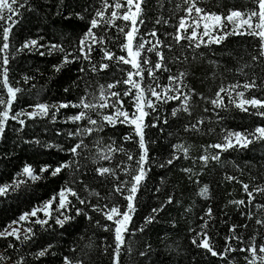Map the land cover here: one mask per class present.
Instances as JSON below:
<instances>
[{
  "label": "trees",
  "instance_id": "obj_1",
  "mask_svg": "<svg viewBox=\"0 0 264 264\" xmlns=\"http://www.w3.org/2000/svg\"><path fill=\"white\" fill-rule=\"evenodd\" d=\"M177 5L180 7L177 8ZM99 6L100 0H28V5L21 9L18 23L10 37L12 58L8 66L9 78L13 86L22 89L13 105L14 111H31L29 106L36 103H78L87 93L98 95L101 85L106 86L116 80L126 79L125 72L121 69H128L129 66L103 61L100 46L93 52L92 60L97 66L99 63H109L110 67L104 71L81 73L79 69L82 66H91L82 57L73 59L79 56V39L89 27V20ZM199 6L224 15L229 10H247L253 7L250 0H202ZM186 7L183 0H147L144 5L145 23L141 26V33L155 30L163 45H171V49H161L166 57L165 64L171 72L157 73L159 82L167 84L169 75L187 72L185 83L196 94L190 102L191 114L180 112L177 117H173L172 109L179 107V101H171L160 105V120H153L157 113L146 118V123L155 122L158 127L145 130L150 141L151 170L138 194L137 212L130 227L135 230L144 226V218L151 214L153 208L160 207L161 202L166 201L169 196L173 198V203L166 204L156 220L144 226L142 232L135 231L134 235H126L127 243L121 252V264H228V260L232 264H247V253L233 252L228 254V260H221L191 243L195 236L192 230L200 231L199 225L203 223L200 218L209 208L212 209L213 219L208 232L217 251L224 250L225 237L229 236L232 225H237V234L244 241L255 237L257 245L264 244V227L255 223L257 219L264 220V208L257 207L264 205V195H256L249 205L242 188V184H248L250 190L258 185L264 186V142L254 143L248 149L223 152L219 161L209 160L206 166L199 159L206 149L209 155L218 151L207 146L222 143L224 130L252 131L257 126H264V118L240 112L228 103L224 94L226 109H213L211 103L207 102L215 98V93L221 86L243 84L252 79H256L260 88L247 95L264 98V57L256 61L252 59L254 55L258 56L259 42L249 36H229L220 44L202 46L199 49L188 47V41H182L183 47L176 45L169 34L175 33L179 18L184 15L183 10ZM77 14L84 19H79ZM157 19L166 20L168 23L157 24ZM121 23L123 22L117 21V24ZM97 32L100 36L108 37L104 47L116 55H125L120 51L123 36L115 28ZM146 38L152 39L150 36ZM30 39H36L45 46L40 49L45 52L44 56L28 50L15 54V50ZM52 44L63 47L65 51L48 54ZM69 52L72 53L70 59H73V63L56 71L54 66L59 65ZM149 55L154 63L155 54ZM24 76L31 79L25 83ZM148 83L151 81L145 73V84ZM124 90L125 85L122 83L113 89L121 93ZM124 99L128 111H133L130 98ZM79 111L80 109L71 107L60 109L54 119L51 112L43 119L27 120L22 117L26 120L22 131H19L20 126L17 123L9 121L5 133L0 137V186L10 184L14 178L25 179L22 176L17 177L25 164L31 165L39 174L43 165L55 167L61 162L72 161V167L65 169L59 176L52 177L50 172L45 173V179L35 183L26 180L18 189L0 197V231L12 221L18 220L20 215L31 212L34 207L51 199L66 181L87 202L86 205H81L75 197H70L73 207L68 215L72 219L64 227H60L52 219L45 228L32 223L35 235L31 240L25 241L23 236L20 240L0 237V255L7 258L0 261V264H63L65 257L75 264H112L114 237L112 232L103 228V225L111 222L105 220L101 213L92 211L91 205L98 204L102 207L105 204L111 206L112 203H119L123 208L127 202L112 193L113 185L117 181L111 177H100L95 169L100 166L115 168L121 162H126L127 158L122 153H116L111 163L99 160L95 141L101 139L102 145L115 141L116 145H122L137 154L139 149L135 143L125 142L123 139L131 132V128L118 124L114 128L106 126L103 132H94L91 136L83 137L87 147L81 150L79 156L73 158L68 149L78 143L81 137H70L69 133L87 126V121L74 124L66 120ZM107 111L110 112L111 109ZM89 115L93 119H100L95 113ZM165 118L168 120L167 124L163 123ZM198 120L204 121L197 125L200 131L191 130L190 126ZM186 126L190 130L185 131ZM48 144L56 147L48 148ZM177 144L189 147L188 158L185 159L182 152H177L175 155L180 158L172 165H167V160L173 155L172 146ZM161 164L166 166L160 167ZM185 169H191V172H185ZM117 175L121 180L127 179L119 169ZM228 176L235 177L240 183L229 182L226 179ZM205 185L209 190L207 200L199 195L200 189ZM156 189L160 190L157 192ZM96 193L99 195H95ZM235 200H244L245 205L230 203ZM77 208L83 209L87 215H76ZM248 213L252 214L251 220L247 218ZM53 214L58 215L55 212ZM39 216L43 218V213ZM28 226L30 222L23 223L24 228ZM231 243L236 247L247 246L246 243L236 241ZM48 245H52L48 254L37 259L35 254Z\"/></svg>",
  "mask_w": 264,
  "mask_h": 264
},
{
  "label": "snow or ice",
  "instance_id": "obj_2",
  "mask_svg": "<svg viewBox=\"0 0 264 264\" xmlns=\"http://www.w3.org/2000/svg\"><path fill=\"white\" fill-rule=\"evenodd\" d=\"M146 3L147 0H100L99 8L95 9L94 15L89 20V27L79 39L77 46L79 56L73 58L80 59L82 57L91 66L90 68L82 66L79 69L81 73L87 74L89 71L92 73L104 71L110 67L109 63H99L97 66L92 60L93 52L97 46H100V51L103 53L101 57L103 61L129 66L128 69H121V71L125 72L126 79L116 80L106 86L101 85L98 89V95L87 93L80 98L78 103L62 102L58 105L36 103L35 105L29 106L32 109L31 111L25 109L14 111L13 105L17 101L18 94L22 89L13 86L9 78L8 66L12 58L10 56L12 48L10 37L14 26L18 23L21 9H24L28 5V0H0V22H2L0 23V28H2V32H0V93H6V95L0 94V137L5 133L9 121L17 123L20 126L19 131H22L26 126V120L22 119V117H26L27 120H34L36 118L43 119L48 117L51 112L52 118L54 119L60 109H67L69 107L77 108L80 111L75 115L69 116L66 122L79 124L82 121H87V126L80 127L75 132L69 133L70 137H81L78 143L68 149L73 158H75L81 154L83 148L87 147L83 137L91 136L94 132H103L106 126L114 128L118 124H123L131 128V132L125 135L123 139L125 142L135 143L139 149L138 154L126 149L122 145H116L115 141L107 145H102L101 139L95 141L99 160L111 163L116 153H122L127 158L126 162H121L115 168L100 166L95 169L97 175L100 177L105 179L111 177L117 181L113 185L112 193L120 196L127 202L123 208L119 203H112L111 206L105 204L102 207L98 204L91 205L92 211L101 213L105 220L111 222L109 225H103V228L105 231L113 233L114 247L112 249V264H121L120 256L127 243L126 235H134L135 231L142 232L144 226L156 220V217L164 210L166 204L173 203V198L169 196L166 201L161 202L160 207L153 208L151 214L144 218V226L135 230L130 227L134 222L133 218L137 212L138 194L144 186V182L148 178L151 170L150 141L147 139L145 130L149 127H158V124L155 122L151 124L146 123V118L153 113H157L153 117V120H160V116L158 115L160 105L167 104L171 101H179V107L172 109L171 115L173 117H177L180 112L191 114L190 102L192 96L196 94L185 83V78L188 75L187 72H179L178 75H169L167 77V84H161L159 82L157 73L171 72V69L165 64L166 57L161 50L163 47L171 49V45H163L155 30L149 33H141V26L145 23L144 5ZM183 3L187 5L183 10L184 15L180 16L175 33L169 34L172 36V40L176 45L183 47L182 41H188V47L199 49L202 46L207 47L211 44H220L229 36H249L259 42L258 56L254 55L252 59L256 61L264 57V0H250L253 7L247 10H229L226 15L211 12L199 6L202 0H183ZM179 7L180 5H177V8ZM77 16L79 19H84L80 14H77ZM66 19H71V17H66ZM117 21H122L123 23L117 24ZM161 22L168 23L166 20L161 21L157 19L156 21L157 24ZM112 28H115L116 32L123 36L120 51L125 53V55H116L109 48L104 47L105 40L108 37L107 35H98L97 30ZM147 36H150L152 39H147ZM44 47L36 39H30L26 40L17 48L15 54L28 50L30 52H39L40 56H44L45 52L40 51ZM53 51L64 52L65 50L59 45L52 44L49 47L48 54H51ZM153 53L156 56L154 63L149 55ZM70 57H72V53L69 52L63 57L59 65L54 66L56 71H60L65 65L73 63V59H70ZM145 73L151 83L145 84ZM23 79L27 83L31 78L24 76ZM121 83L125 85V90L122 93L113 91ZM258 88H260V85L257 84L256 79H252L243 84L236 83L227 87L221 86L215 93V98L207 102L211 103L213 109H226L224 103V95H226L228 103L240 112L264 118V98L256 95H247L249 92H253ZM65 91H68V89H65ZM89 96L92 98L89 99ZM124 98H130L133 111H128ZM52 109H55V111L53 112ZM108 109H111V111H107ZM205 111H208V109H205ZM89 113H95L100 119H93ZM163 123L167 124L168 120L165 118ZM203 123V120H198L196 124L190 126V129L200 131L197 125ZM190 129L189 126L185 127V131ZM222 141V143L207 146L209 149L218 151L209 155L206 149L205 154L199 157L205 166L209 160L219 161L220 154L223 152L248 149L254 143L264 142V126H257L252 131L224 130L222 132ZM25 142L28 143L29 141ZM33 142L40 143L39 141ZM46 147L52 148L56 146L48 144ZM172 147L173 155L167 160V165H172L175 160L180 158L175 155L177 152H182L184 158H188L189 147H185L182 144L173 145ZM164 166L166 165H160V167ZM71 167L72 161L61 162L55 167L52 165H43L39 170V174H37L31 165L25 164L17 174V177L22 176L25 179L14 178L10 184L0 186V197L6 196L11 190L18 189L26 180H31L35 183L36 181L45 179L44 174L49 172L52 177H57L65 169H70ZM117 169L127 179L121 180L117 175ZM184 171L191 172V169H185ZM226 179L229 182L236 181L240 183L233 176H228ZM242 188L248 197L247 204L249 205L252 204L256 195H264V186L258 185L250 190L248 184H242ZM159 190L156 189L157 192ZM95 195L99 194L96 193ZM199 195L205 200L209 198V190L206 185L200 189ZM70 197H75L81 205H86L87 203L84 199L80 198L78 192L71 186L70 182L66 181L51 199L34 207L31 212H25L20 215L18 220L12 221L3 231H0V237H13L16 240H20L21 236H23V240H31L35 235L31 224L34 223L40 225L41 228H45L49 226V220L52 219H55L56 224L60 227H64V224L72 219L68 215L73 207ZM230 203L238 206L245 205L244 200H235ZM53 205H55V208H53ZM257 207L264 208V205H258ZM54 212L58 213V215H54ZM40 213H43V218H40ZM76 215H87V213L83 209L77 208ZM241 215L245 214L241 213ZM247 218L251 220L252 214L248 213ZM88 219L91 220V217L88 216ZM200 219L203 221L199 225L200 231L192 230L195 232V236L191 243L197 248L204 249L212 257H218L221 260H228V254L239 251L247 253L245 256L247 264H264V244L257 245L255 243V237L247 242L244 241L242 236L237 234V225H232L229 228V236L225 237L224 250L222 252L217 251L213 239L208 232L211 226L210 221L213 219L212 209L209 208ZM29 222L30 226L21 230L22 223ZM255 223L264 227V220L262 219H257ZM12 225H16V227H12ZM111 225L115 227L113 228ZM241 227H247V225H241ZM231 241L246 243L247 246L236 247ZM9 247H12V245L9 244ZM51 247L52 245H48L43 248L35 254V257L39 259L40 257L46 256ZM141 255H144V253H141ZM6 259L5 256L0 255V261ZM63 264H75V262L65 257ZM228 264H232V261L228 260Z\"/></svg>",
  "mask_w": 264,
  "mask_h": 264
},
{
  "label": "rangeland",
  "instance_id": "obj_3",
  "mask_svg": "<svg viewBox=\"0 0 264 264\" xmlns=\"http://www.w3.org/2000/svg\"><path fill=\"white\" fill-rule=\"evenodd\" d=\"M12 227H16V225H12ZM24 227H23V223H22V225H21V230L23 229ZM10 230V229H9Z\"/></svg>",
  "mask_w": 264,
  "mask_h": 264
}]
</instances>
